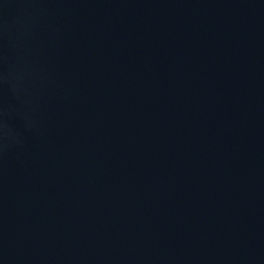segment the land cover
<instances>
[{
	"label": "water",
	"instance_id": "95a60500",
	"mask_svg": "<svg viewBox=\"0 0 264 264\" xmlns=\"http://www.w3.org/2000/svg\"><path fill=\"white\" fill-rule=\"evenodd\" d=\"M0 264H264V0H0Z\"/></svg>",
	"mask_w": 264,
	"mask_h": 264
}]
</instances>
